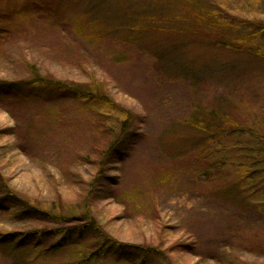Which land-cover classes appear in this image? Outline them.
Listing matches in <instances>:
<instances>
[{"label": "rangeland", "instance_id": "1", "mask_svg": "<svg viewBox=\"0 0 264 264\" xmlns=\"http://www.w3.org/2000/svg\"><path fill=\"white\" fill-rule=\"evenodd\" d=\"M144 1L155 0H0L9 28L0 39V197L11 194L0 240L28 235L13 252L0 249V264H69L100 245L107 254L91 264H264V211L241 198L234 167L203 157L200 132L186 124L220 98L215 108L235 107V120L264 134V70L224 49L180 45L190 34L152 20L132 35L126 15L152 11ZM214 1L264 19V0ZM34 77L94 89L131 112L120 149L105 156L122 133L116 108L46 98L27 86Z\"/></svg>", "mask_w": 264, "mask_h": 264}, {"label": "trees", "instance_id": "2", "mask_svg": "<svg viewBox=\"0 0 264 264\" xmlns=\"http://www.w3.org/2000/svg\"><path fill=\"white\" fill-rule=\"evenodd\" d=\"M201 1L155 0L152 4L144 1L147 3L148 8L153 10H146L143 12L145 15H138L140 18H137L136 15L143 9H134L133 7L129 14L126 15L125 21L129 28L132 29V35L137 33L136 30L138 28L149 26L152 20L162 30H170L172 33L175 32L182 35L190 34L191 39L188 38V40L178 42L180 45L188 42L193 44L194 46L192 47H196V49L203 47L224 49L232 55L252 58L254 65L264 70V19L236 16L221 8L214 0H211L208 5L203 4ZM102 3L98 2L100 5ZM168 3L178 6L179 15H177L175 9H172L176 12L174 15L167 12L171 8L167 5ZM137 10L139 11L136 13L135 11ZM136 21L137 24L135 25ZM8 34L9 28L0 24V39L4 40L6 36L3 37L2 35ZM176 46L177 44L174 43L171 47L174 48ZM163 52L165 57L168 58L176 51H171L170 53V51L164 50ZM191 57L196 60L193 55ZM216 62L214 61V63ZM30 67L36 73V69L32 65ZM27 84L28 87L41 91L46 98H54L56 95H67L75 98L78 102L85 103L87 107L92 109H95L93 108L94 106L111 111V108H116L115 105L104 100L103 94L94 92V89L90 90L75 85H67L41 77H34ZM215 101L214 106L220 102V98L215 99ZM214 106L212 108H195L186 124L192 127L194 131L200 132L198 138L201 139L203 157L210 158L215 155L214 158L218 157L216 160L219 166L234 167L237 175H239L237 190L243 192L241 198L245 197L252 206L259 207V209L264 211V134L259 131V128L244 127L237 119L235 120L233 118L236 116L235 107L231 112L229 110L220 111ZM116 109L120 115L124 116L123 118H117L122 122V133L118 135L116 140L111 141L109 144L110 149L108 148L109 151L105 152V156L110 155L113 149H120L122 141L119 142V140H122L124 134L129 132L133 118L131 112L120 108ZM226 139H230L229 143L226 142ZM10 195L7 194L0 197V209H4L6 200ZM25 209L26 213L44 212L43 209L35 211L32 206H27ZM16 213L18 214L19 211ZM48 214L52 218L65 219L61 214ZM90 224H92V221ZM93 227L97 228L96 225ZM46 233L48 232L40 230L37 234L43 236ZM3 235L2 240H0V249L9 250L13 248L10 250L11 252L15 250L16 245L28 238L27 234L20 239H14L12 233ZM64 238L70 240L71 233L65 234ZM59 243V241H56L53 247L47 248L44 255H49L53 250L59 249L62 245ZM80 245L78 243V248L81 247ZM105 248L106 246L100 245V248L97 247L90 252L89 257H86L87 259L84 256L81 257L82 252L80 251L78 261L69 264L102 262L104 258L101 255L107 254L108 251ZM34 249L36 248H32L30 251ZM90 260L91 262H89ZM26 263H30V261Z\"/></svg>", "mask_w": 264, "mask_h": 264}]
</instances>
